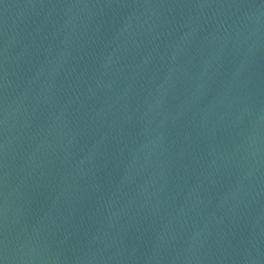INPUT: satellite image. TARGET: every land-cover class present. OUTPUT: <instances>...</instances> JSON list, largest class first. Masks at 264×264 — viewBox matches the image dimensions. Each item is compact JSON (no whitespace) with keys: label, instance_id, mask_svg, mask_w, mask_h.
Returning a JSON list of instances; mask_svg holds the SVG:
<instances>
[{"label":"water","instance_id":"water-1","mask_svg":"<svg viewBox=\"0 0 264 264\" xmlns=\"http://www.w3.org/2000/svg\"><path fill=\"white\" fill-rule=\"evenodd\" d=\"M0 264H264V0H0Z\"/></svg>","mask_w":264,"mask_h":264}]
</instances>
